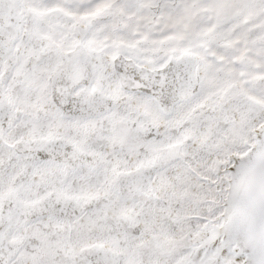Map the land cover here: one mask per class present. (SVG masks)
I'll return each mask as SVG.
<instances>
[{"label": "snow or ice", "instance_id": "1", "mask_svg": "<svg viewBox=\"0 0 264 264\" xmlns=\"http://www.w3.org/2000/svg\"><path fill=\"white\" fill-rule=\"evenodd\" d=\"M0 264H264V0H0Z\"/></svg>", "mask_w": 264, "mask_h": 264}]
</instances>
